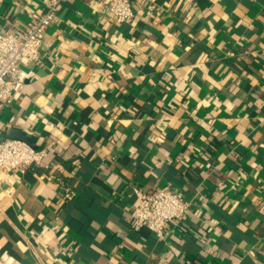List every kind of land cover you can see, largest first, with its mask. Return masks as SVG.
Wrapping results in <instances>:
<instances>
[{
  "label": "crops",
  "instance_id": "crops-1",
  "mask_svg": "<svg viewBox=\"0 0 264 264\" xmlns=\"http://www.w3.org/2000/svg\"><path fill=\"white\" fill-rule=\"evenodd\" d=\"M99 1L58 9L0 109L46 151L0 172V264H264V0ZM45 10L0 0V31ZM165 185L190 213L161 239L133 214Z\"/></svg>",
  "mask_w": 264,
  "mask_h": 264
},
{
  "label": "built area",
  "instance_id": "built-area-1",
  "mask_svg": "<svg viewBox=\"0 0 264 264\" xmlns=\"http://www.w3.org/2000/svg\"><path fill=\"white\" fill-rule=\"evenodd\" d=\"M70 0H44L45 12L36 17L21 33L0 31V109L20 94L31 73L23 69L25 63L37 62L43 35L52 24L58 9ZM92 1V0H82ZM103 18L117 24L132 22V0L99 1ZM46 151H37L27 144L0 138V172L24 173L34 166H42ZM137 208L134 225L146 227L164 238L168 227L181 223L190 213V204L168 185L151 190H136Z\"/></svg>",
  "mask_w": 264,
  "mask_h": 264
},
{
  "label": "water",
  "instance_id": "water-1",
  "mask_svg": "<svg viewBox=\"0 0 264 264\" xmlns=\"http://www.w3.org/2000/svg\"><path fill=\"white\" fill-rule=\"evenodd\" d=\"M1 136L4 139L16 140L23 142L30 146L31 148L41 151V148L37 146V144L32 140V138L24 131L17 130V129H10L8 131L2 132Z\"/></svg>",
  "mask_w": 264,
  "mask_h": 264
},
{
  "label": "trees",
  "instance_id": "trees-1",
  "mask_svg": "<svg viewBox=\"0 0 264 264\" xmlns=\"http://www.w3.org/2000/svg\"><path fill=\"white\" fill-rule=\"evenodd\" d=\"M57 177L58 176H56V178H54V180H56L57 179ZM59 181V180H58ZM59 183L61 184L62 182L61 181H59ZM63 184V183H62ZM67 184V183H66ZM67 185H70V184H67ZM70 194V197H72L73 196V193H69Z\"/></svg>",
  "mask_w": 264,
  "mask_h": 264
}]
</instances>
